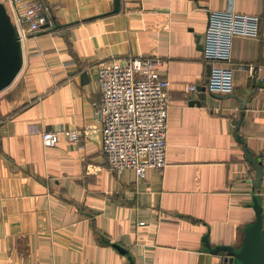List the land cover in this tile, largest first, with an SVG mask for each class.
Segmentation results:
<instances>
[{
    "label": "crops",
    "instance_id": "1",
    "mask_svg": "<svg viewBox=\"0 0 264 264\" xmlns=\"http://www.w3.org/2000/svg\"><path fill=\"white\" fill-rule=\"evenodd\" d=\"M43 1L51 24L24 40L18 88L0 98V264H130L115 243L136 264H215L205 235L239 247L255 201L264 209L244 148L264 154V0ZM227 10L261 25L217 64L233 71L223 94L207 88L203 44ZM134 56L160 58L169 81L167 166L142 178L109 168L94 113L99 68Z\"/></svg>",
    "mask_w": 264,
    "mask_h": 264
},
{
    "label": "built area",
    "instance_id": "2",
    "mask_svg": "<svg viewBox=\"0 0 264 264\" xmlns=\"http://www.w3.org/2000/svg\"><path fill=\"white\" fill-rule=\"evenodd\" d=\"M2 3L22 42L51 24L49 7L43 0H2ZM260 25V17L256 15L232 10L210 14L203 55L212 65L207 82L211 92H233L232 69L217 64L231 59L233 38H258ZM161 63L160 58L134 56L99 68L101 99L95 104L94 113L103 123L102 149L111 170L133 169L142 178L148 169L163 170L167 166L170 98L169 81L158 71ZM247 67L252 75L261 70L255 63ZM188 89L195 92L197 86L189 85ZM69 136L79 141L76 134ZM59 142V132L43 133L45 147H54Z\"/></svg>",
    "mask_w": 264,
    "mask_h": 264
},
{
    "label": "water",
    "instance_id": "3",
    "mask_svg": "<svg viewBox=\"0 0 264 264\" xmlns=\"http://www.w3.org/2000/svg\"><path fill=\"white\" fill-rule=\"evenodd\" d=\"M115 3L119 4V0H115ZM23 65V42L19 31L16 25L12 23L4 4L0 2V92L17 79ZM243 105L245 109L246 104ZM241 142L244 143V140L241 139ZM244 148L246 159L255 170L252 179L253 186L260 188L264 174L262 164L264 154L255 155L248 149L247 145ZM255 209L256 219L245 228L244 237L239 247L229 244L213 246L208 235H205L207 250L218 257L215 264H264V209L257 200L255 201ZM114 245L122 253H128L130 264H136L128 249L119 243Z\"/></svg>",
    "mask_w": 264,
    "mask_h": 264
},
{
    "label": "rangeland",
    "instance_id": "4",
    "mask_svg": "<svg viewBox=\"0 0 264 264\" xmlns=\"http://www.w3.org/2000/svg\"><path fill=\"white\" fill-rule=\"evenodd\" d=\"M20 76L21 75L19 74V76L17 77V79L14 80L13 83L9 87H7L6 89H4L3 91L0 92V98L2 96L11 94V93H13L14 91L17 90V88H18L17 86L19 85V82H20Z\"/></svg>",
    "mask_w": 264,
    "mask_h": 264
}]
</instances>
